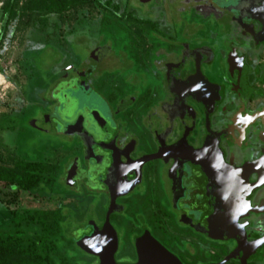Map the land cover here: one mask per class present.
<instances>
[{
    "label": "flooded vegetation",
    "instance_id": "flooded-vegetation-1",
    "mask_svg": "<svg viewBox=\"0 0 264 264\" xmlns=\"http://www.w3.org/2000/svg\"><path fill=\"white\" fill-rule=\"evenodd\" d=\"M101 2L78 8L69 40L91 45L60 51L35 113L61 139L31 160L47 170L35 187L60 197L43 221L66 224L90 264H264V0ZM113 19L122 43H99ZM29 82L17 98L34 105Z\"/></svg>",
    "mask_w": 264,
    "mask_h": 264
},
{
    "label": "rangeland",
    "instance_id": "rangeland-1",
    "mask_svg": "<svg viewBox=\"0 0 264 264\" xmlns=\"http://www.w3.org/2000/svg\"><path fill=\"white\" fill-rule=\"evenodd\" d=\"M34 1L36 0H18V15L8 24L7 31L0 43V67L4 69L3 75L7 80L6 86L4 84L0 87L2 89L0 90V223L4 222L1 223L0 230L2 233L9 229L14 234L20 235L25 241L33 240L35 237L39 238L38 251L53 257L55 264H62L57 258L59 252L73 264H90L86 255L80 253L71 240H68L69 237L65 231L66 224L62 227V233L60 232L56 236H46L40 231L39 222L28 218L29 214L49 211L55 203H59L60 197L56 191L48 192L46 183L40 181L33 190L17 189L13 192L4 185L2 179L4 172L12 174L20 172L12 155L14 151L23 153L28 161L40 160L41 156L45 155L49 144L61 140L51 136L48 132L43 133L42 130H46V126L36 121L40 115L35 113L41 111L39 107L43 104L50 105L52 101L50 93L55 83V76L59 75L58 68L62 66L58 62L60 51L67 47H88L91 45V40L86 35H82L83 33L77 34L75 39L69 40L75 27L78 10L71 11L70 16L66 14L67 19L71 20L56 32L46 27L44 30L35 28L32 24L36 17V10L33 8ZM90 15L98 20L100 18L99 15L93 13ZM44 26L43 20L42 27ZM123 28L122 23L115 19L104 22L98 42L108 44L112 41L114 44H121L124 38ZM58 32L59 35H57ZM67 35L70 36L65 38ZM111 37L115 39L111 40ZM29 81L34 86L29 100L34 101V105L32 103L25 104V98H21L20 102L17 98L21 97L17 95L18 92L23 93L27 98ZM63 87L64 84L60 86L61 89ZM66 91L68 96L73 93V98L77 99H73L75 108L77 104H96L95 100L82 91ZM54 92L56 98L62 94L56 92V89ZM42 99L43 102H41ZM18 102L25 107V109H21L24 114L34 113L35 117L31 119L34 128L26 124L23 113L21 117H15L13 113H10ZM76 229L77 225H74L70 231H76ZM72 233L75 235L74 231ZM9 256L10 250L0 249V264H6V259Z\"/></svg>",
    "mask_w": 264,
    "mask_h": 264
},
{
    "label": "trees",
    "instance_id": "trees-1",
    "mask_svg": "<svg viewBox=\"0 0 264 264\" xmlns=\"http://www.w3.org/2000/svg\"><path fill=\"white\" fill-rule=\"evenodd\" d=\"M101 1L102 0H36L33 2V8L36 10V17H34L32 24L38 30H44L46 27L56 32L71 20L67 19L66 14L70 16L71 11L74 12L81 6L88 4L107 6L108 2ZM17 4L18 0H4L0 10V22L2 25L0 43L7 31L8 24L18 15ZM42 19L45 22L44 27H42ZM59 34L58 32L57 35ZM16 163L18 169L22 170V175L21 170L18 172L17 176L9 172H4V175L2 174L4 185L7 186L10 191L13 187L22 188L24 190L34 188L40 175L47 171L45 165L40 163L24 160L16 161ZM28 218H30V220H37L39 222L40 231L46 236H56L60 232V226L54 222L43 221L40 212L29 214ZM38 240L39 238L35 237L33 240L25 241L20 235L14 234V232L9 229H6V231L2 233L0 230V249L10 250V256L6 259V264H55L53 257L47 253L42 254L38 251ZM57 258L62 264H73L61 253H57Z\"/></svg>",
    "mask_w": 264,
    "mask_h": 264
},
{
    "label": "water",
    "instance_id": "water-1",
    "mask_svg": "<svg viewBox=\"0 0 264 264\" xmlns=\"http://www.w3.org/2000/svg\"><path fill=\"white\" fill-rule=\"evenodd\" d=\"M69 128V126H67V129ZM70 132V131H69ZM264 158H262L261 160L263 161ZM78 241L80 243H82V245L84 246V248L86 249H89L92 248L90 244V242L86 241L85 239H83V237L79 238ZM93 246H96V243L93 245ZM99 264H115L114 260H113V257H112V254H107V255H103L101 258H100V263Z\"/></svg>",
    "mask_w": 264,
    "mask_h": 264
},
{
    "label": "built area",
    "instance_id": "built-area-1",
    "mask_svg": "<svg viewBox=\"0 0 264 264\" xmlns=\"http://www.w3.org/2000/svg\"><path fill=\"white\" fill-rule=\"evenodd\" d=\"M3 3H4V0H0V10H1V8H2V6H3ZM1 22H0V32H1ZM3 71H4V69L2 68V67H0V87H2L5 83H6V77L3 75ZM5 86H6V84H5ZM0 90H2V89H0Z\"/></svg>",
    "mask_w": 264,
    "mask_h": 264
}]
</instances>
